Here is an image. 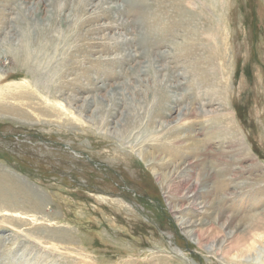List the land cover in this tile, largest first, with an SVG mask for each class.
Wrapping results in <instances>:
<instances>
[{
  "label": "rangeland",
  "instance_id": "rangeland-1",
  "mask_svg": "<svg viewBox=\"0 0 264 264\" xmlns=\"http://www.w3.org/2000/svg\"><path fill=\"white\" fill-rule=\"evenodd\" d=\"M251 217L264 264V0H0V264H242Z\"/></svg>",
  "mask_w": 264,
  "mask_h": 264
},
{
  "label": "bare ground",
  "instance_id": "bare-ground-1",
  "mask_svg": "<svg viewBox=\"0 0 264 264\" xmlns=\"http://www.w3.org/2000/svg\"><path fill=\"white\" fill-rule=\"evenodd\" d=\"M174 88H176V87H174ZM172 93H174V92L172 91ZM189 113H190V111H189ZM183 116L187 118V114H184V113L180 112L178 114V121H180ZM251 219H252L251 222L245 225V227H244V233L240 236V239H238L236 241L235 245L230 246V248L228 247L227 250H229V251L225 253L226 256L229 257L230 256L229 254H230L231 250H235L236 251V253L234 254L235 255V258L237 257L240 260V262L242 261V264H243V261H244L245 257L249 256L247 254L251 253L252 249L255 252V250H254L255 249V240L259 236L258 235V232L260 231L261 218H259V217H251ZM226 223H227V220L224 222V224H226ZM195 227H197V226H195ZM186 232H187V234L190 237L191 236H194L196 234V236H195L196 237L195 238L196 243L198 244V246L201 245V243H202L201 242L202 241L201 238L204 235V232L203 231L197 230L198 233H196L194 230H192V231H186ZM218 234H219V232H218ZM256 242H257V240H256ZM225 245H227V244L225 243ZM219 251H223V250L221 249Z\"/></svg>",
  "mask_w": 264,
  "mask_h": 264
}]
</instances>
